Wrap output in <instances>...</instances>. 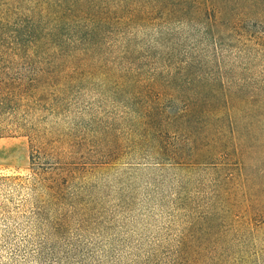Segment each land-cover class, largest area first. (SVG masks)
Wrapping results in <instances>:
<instances>
[{
    "label": "rangeland",
    "instance_id": "374dc122",
    "mask_svg": "<svg viewBox=\"0 0 264 264\" xmlns=\"http://www.w3.org/2000/svg\"><path fill=\"white\" fill-rule=\"evenodd\" d=\"M151 1L0 0V264H264V0Z\"/></svg>",
    "mask_w": 264,
    "mask_h": 264
},
{
    "label": "trees",
    "instance_id": "16d2710c",
    "mask_svg": "<svg viewBox=\"0 0 264 264\" xmlns=\"http://www.w3.org/2000/svg\"><path fill=\"white\" fill-rule=\"evenodd\" d=\"M100 3L97 6L96 10L94 7V4L97 2V0H75V10L70 9V7H67L65 10L62 11V16L64 18H70L71 20H75V42L80 41L82 38L87 37L90 33H92L93 29L95 28V24L103 25L108 20L107 15V7L105 6L107 4V1L109 0H98ZM117 2L122 0H116ZM148 1V0H145ZM196 0H192L189 3L194 4ZM150 2V1H149ZM156 6H161L164 8H168V10L171 11L170 4L174 2V0H152ZM84 4L87 6H90L93 8V13H89L86 7H84ZM183 4V3H182ZM186 10V7L183 11ZM198 10V9H197ZM196 10V11H197ZM75 11V13H74ZM46 12L44 10L39 11V16H37L38 19L43 18ZM204 14L206 15V18L209 17V12L205 9ZM208 19H211L208 18ZM87 22V23H84ZM82 35V36H81ZM2 63H0V66ZM28 65V64H27ZM24 66V65H23ZM21 78H19V81ZM31 82H35L36 85L42 83V78L40 77L39 73L37 75H34L31 77ZM19 83H15V87L18 88L20 86ZM8 84L2 80H0V137H3L8 134L9 130H11V127L7 123L4 122V119L1 118V113L3 111L12 109L13 105L11 103V99L13 96H15V89L9 86Z\"/></svg>",
    "mask_w": 264,
    "mask_h": 264
}]
</instances>
